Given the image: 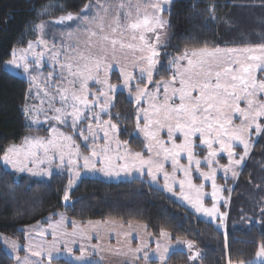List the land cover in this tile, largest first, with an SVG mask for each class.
<instances>
[{"label": "snow or ice", "instance_id": "snow-or-ice-1", "mask_svg": "<svg viewBox=\"0 0 264 264\" xmlns=\"http://www.w3.org/2000/svg\"><path fill=\"white\" fill-rule=\"evenodd\" d=\"M168 3L169 0H143L142 10L139 0L136 4H133L132 0H127V3L125 0H119L113 10V5L97 0L95 6L98 11L90 18L86 12L76 17L71 13L61 15L56 23L74 19L87 21L84 30L88 33V41L83 49L74 45L65 50L62 44L61 49L51 55L53 70L48 73L44 91V95L49 96L51 90L49 108L55 113L48 119L67 126L73 135L51 126L50 135L47 137L25 136L21 145H12L4 149L3 156H0L3 165L11 166L15 172H27L32 176H51L54 165L58 168L67 167L70 175L69 188L73 183L71 179L73 171L80 167L102 172L106 176H118L121 172L131 173L135 170L147 174L153 182L162 175L167 191L175 194L174 188L178 186L183 199L188 200L198 212L214 217L217 208L215 205L212 208L203 206L200 195L204 184L197 186L193 183V172L199 174L198 178L211 181L213 189L211 195L213 200L217 199L220 191L216 185L217 168L222 169L225 175L231 172L235 177L237 175L235 166L240 165L251 150L250 136L253 130L257 135L264 133V44L213 50L204 48L191 52L186 49L183 55L170 61V65L174 67L171 79L156 82L155 92H149L146 87L141 88L140 83L146 80L148 84H153V75L158 74L157 45L160 43L158 30L164 29L169 23L162 15L167 10L165 5ZM91 7L92 5L85 6L86 9ZM37 27L43 31L45 24L41 23ZM146 33L155 36L154 43L150 42ZM126 34H130L129 40L124 39ZM92 38H96L95 42ZM137 40L140 43H134ZM37 43L46 44V41L40 40ZM32 48L30 42L28 49L21 50L19 56L14 49L12 58L7 63L23 68L25 73L34 70L39 72L44 53L31 52ZM118 49L141 53L133 63V68L138 69L139 76L124 68L120 69V74L125 87L129 89L135 87V101L138 106L145 99L149 101L148 108L138 107L136 116L138 132L143 134L146 141L144 151H131L127 147V142H123L121 151L122 142L115 139L118 133L117 125L112 123L111 119H102V114L110 115V105L114 106L109 100V95L114 93L118 86L109 82V72L113 69L109 55L115 59ZM28 52H31L33 57L31 62ZM56 65L59 66L58 73ZM35 80L36 76H31V81ZM57 80L61 83H56ZM134 80L136 83L132 84ZM90 81L102 87L97 92H91ZM57 97L60 107L54 106ZM24 111L27 114L32 109L25 106ZM236 120H239V123H236ZM85 122L86 128L82 127ZM32 123L41 122L33 120ZM101 132L102 137L99 135ZM162 133L167 139L162 137ZM77 135L83 139L86 148L90 147L87 143L89 139L92 140L89 155H82L80 152V146L75 141ZM99 139L104 141L102 146L96 144ZM113 141L115 148L112 147ZM236 146L243 147V155H239L238 158ZM196 149H206L207 155L203 160L199 158ZM222 153L227 155L226 165L219 163L218 157ZM81 159L83 165L80 164ZM182 159H186L187 163H181ZM97 164L100 165L99 168ZM166 164H170L171 172L166 169ZM202 165L206 166L208 171H203ZM177 173H181L182 177L178 178ZM79 175V171H75V176ZM186 189L194 191L196 198L188 195ZM63 199L69 200L67 191ZM64 219L62 216L56 225H51L53 244L47 252L35 251L32 255L41 257V260L47 255L48 264H52V253L60 251L56 241V230L64 223ZM89 224L91 225V222ZM72 226L71 233L65 231L62 235L70 237L85 235L83 230L77 229L75 221H72ZM160 235L167 237L169 234L162 230ZM91 238L88 236V239ZM3 239L13 251L20 248L16 241L7 237ZM75 242L65 241L64 251L71 254L73 249L70 244ZM187 246L191 250L192 242L188 241ZM92 247L96 249L98 245ZM146 247L147 245H141L129 250L140 253ZM77 250L80 255L75 259L85 261L87 255L85 246L81 245ZM168 251L167 247L161 251L157 243L156 252L159 253L161 264H164ZM256 257L261 258L259 264H264V242L259 245ZM191 258L194 260L196 256ZM16 259L19 261V257ZM144 259H148L146 251ZM229 264H232L231 260ZM239 264L255 262L241 260Z\"/></svg>", "mask_w": 264, "mask_h": 264}, {"label": "trees", "instance_id": "trees-1", "mask_svg": "<svg viewBox=\"0 0 264 264\" xmlns=\"http://www.w3.org/2000/svg\"><path fill=\"white\" fill-rule=\"evenodd\" d=\"M89 1L0 0V156L4 149L19 144L26 135L47 136L44 128L25 126L21 108L25 103L27 82L3 71L4 62L10 59L14 48L25 46L35 38L36 24L68 13H79ZM233 4V0H172L168 10L162 13L169 22L167 44L160 50L158 74L154 75V81L169 78L167 63L186 49L213 50L247 45L248 39L240 29L234 25L232 29L228 28L233 22L231 11L246 10ZM111 78L112 82L119 80L114 73ZM112 105L110 115H105L104 120L111 119L118 127V139L127 142L129 149L139 151L141 141L132 135L135 127L132 101L124 92H117ZM257 161L264 166V133L258 135L236 184L241 183L247 189V182L251 183L253 187L243 196H252L256 200L251 207L241 200L234 201L235 211L231 216L229 209L224 233L213 224L196 218L143 179L112 183L83 178L69 193L68 201L80 199L70 209L62 206L69 180L67 174H53L40 180L17 175L0 164V235L24 246L21 228L45 225L63 213L80 224L112 220L143 225L153 237H158L162 230L166 231L171 241H191L201 253L199 264H229V260L232 264H239L241 260L252 262L259 245L264 242V167L253 172L250 169L257 167ZM235 190L236 187L231 199ZM244 215L248 216L250 225L243 224L241 217ZM229 219L231 222L237 219L242 225L229 228ZM19 252L23 253L22 248ZM188 262L187 254L181 251L172 252L166 260V264ZM0 264H13L1 243ZM52 264L70 263L53 260Z\"/></svg>", "mask_w": 264, "mask_h": 264}, {"label": "rangeland", "instance_id": "rangeland-1", "mask_svg": "<svg viewBox=\"0 0 264 264\" xmlns=\"http://www.w3.org/2000/svg\"><path fill=\"white\" fill-rule=\"evenodd\" d=\"M100 2L113 5V10H114L115 5L119 3V0H100ZM137 2L138 0H132L133 4H136ZM139 2H141V7L143 10V0H139ZM171 2L172 0H169V3L165 5L167 10ZM233 2H234L233 6H237V5L243 6L246 8V10L241 11V10L233 9L231 11V14H232L231 19L233 22L228 24V28L232 29L234 25L236 28L240 29L241 32H243L246 38L248 39L246 41H248V43L250 42V44L252 45H249L247 43V45L230 47V48H242L246 46H255L254 44L256 43H257L256 45L264 44V0H233ZM96 3H97V0H90L86 4V5H92L90 9H86L85 8L86 5H85L79 13H75L73 14V16L74 17L82 16L86 12L90 18L91 16L95 15L98 11V9L95 6ZM125 3H127V0H125ZM110 15L111 13L109 14V18H110ZM58 18L59 17L36 24L34 26L35 38L32 40H29L25 46L14 48L16 50L17 56H19L20 51L27 50L29 43L31 42L33 45L31 52H36V53L43 52L44 58L41 61L39 72H36L34 70L31 73H25L23 71V68H17L15 65L8 64L7 63L8 60L4 62L2 68H3V71L7 72L8 74L15 76L17 78H20L27 82L25 103L21 108V113L24 118L25 126L29 128H33V129L44 128L46 129L47 135L48 134L50 135V131H49L50 127L56 126L60 129V131H63L64 133L68 135H73L72 130L68 128L67 126L59 125L56 121H51L48 119L51 116H53L55 113L49 108V102L51 99V90H50L49 96H45L44 91H45L46 83L48 82L46 80L48 73L53 70V62L50 59L51 55L54 52L59 51L61 49L62 44L65 50L69 46H74V45H78L79 49H83L84 45L88 41V33L84 30V24L87 23V21H84L83 19L81 20L74 19L72 21L66 20L63 23H56ZM41 23L45 24V28L43 31H41L37 27V25ZM92 26L94 27L95 25L93 24ZM106 31H108V29H106ZM158 31L160 33V43L157 45V48H158L159 55H160L161 48L167 44V25H165L164 29L158 30ZM146 37L150 40V42H153V43L155 42V36L153 34L146 33ZM129 38H130V34H126L124 37L125 40H129ZM92 39H93V42H95L96 38H92ZM40 40L46 41V44H38L37 42ZM134 43L138 44L140 43V41L137 40V41H134ZM13 50L11 51V54ZM31 52L27 53L30 62L33 59ZM183 53L178 56L183 55ZM140 55L141 53L139 52L133 53L129 49H124V50L118 49L115 59H113L112 56L109 55V62L113 64V69L109 72V82L111 84L118 86L116 90L114 91V93L109 95V100L111 101V104H112L114 95L117 92H124L127 95L128 99L132 101L133 106L135 108V119H134L135 127H134V131L132 135L136 136L141 141L142 146L139 151H144V145L146 141L144 139L143 134L138 132V129L136 126V123H137L136 116H137L138 107L148 108L149 101L145 99L142 102V104L138 106L135 101V97H136L135 87H132L131 89H129L128 87H125L123 77L120 74V69L124 68L128 72H133L138 77L139 71L138 69L133 68V63L136 61V57ZM11 58H12V55H10V59ZM61 59H63V56H61ZM173 59H171L170 61H172ZM158 60H159V57H158ZM170 61L167 63V69H168V73L170 74V76L169 78L162 79V80L171 79L172 72L174 71V67L170 65ZM181 63H185V62L181 61ZM157 67H158V64H157ZM56 72L57 73L59 72L58 65H56ZM113 73L116 74V76L119 78L118 82H112L111 76ZM155 74L156 73H154V75ZM154 75H153V84H148L147 81L145 80L142 83H140V87L141 88L146 87L149 92H155L154 84L162 80L154 81ZM31 76H36V80L31 81ZM56 83H61V81L57 80ZM131 83L135 84L136 81L134 80ZM67 86L68 85L65 83V87ZM101 87H102L101 85L95 84L92 81L89 82V90L91 92H97V90ZM29 89H31V91H29ZM161 94H162V90H161ZM25 106H28L30 109H32V111L26 114L24 111ZM54 106L55 107L61 106L59 103L58 97L54 103ZM111 107L112 106L110 105V108ZM96 110L99 111V108H97ZM105 115L106 114H102L103 120H104ZM33 120H39L41 123L34 124L32 123ZM235 122L239 123V120H236ZM140 123L142 127L143 120H141ZM86 126H87V122H85V124L82 125V127H85V128ZM85 134L87 135V133ZM99 135L102 137L103 133L101 132ZM26 136L31 137V135H26ZM162 137L164 139H167L166 135H164L163 133H162ZM115 139H118V133L116 134ZM257 139H258V135L253 130V133L250 136L251 150L249 152V155L245 157L244 161L240 165L235 166L234 170L237 173L235 177L232 176L231 172H228L227 175H225L222 169L217 168L216 185L220 189L217 195V199L213 200L212 198L211 193L213 189H212L211 181H205L203 178H198L199 174L193 172V183L196 184L197 186L200 184H204V188L202 189V194L200 195V200L203 206L205 208H212L213 205H215L217 208V214L214 217H210L204 214L203 212H198L188 200L183 199V197L180 194L178 186L174 188L175 194L167 191L164 188V179L162 175L158 176L156 182H153L151 177H149L147 174H141L135 170H133L131 173L121 172L120 175L118 176L117 175L106 176L102 172L90 171V170L84 169L83 167H80L73 171V174L71 176V179L73 180L72 186L71 188L68 187L69 185V180H68L67 186L63 193V197L65 194V191H67L69 195V193L77 186L79 181L87 177L94 178V179H100L102 181L112 182V183L128 181V180H131L132 178L143 179L149 186L161 190L168 198L172 199L173 201L181 205L189 213L193 214L196 218L213 224L216 229L224 233L225 228L227 226V217H229V209H230L231 216L233 214V210L235 211L234 201L241 200V202H245L247 204L246 206L251 207L253 201L256 200V199H252V196H243V193L248 191V189L251 190V188L253 187L251 183L247 182L246 185L247 187H249L247 189H245L246 187H242L241 183H239L237 186L236 184L238 181L240 171L242 170V168L245 166V164L249 160L250 154L252 152V149ZM75 141H76V144H78L82 150L86 149V151L90 154V147L92 146L91 139H89V141L87 142L88 145L90 146L89 148H86L84 146L85 142L78 135L75 136ZM19 144L21 145L22 143H19ZM96 144L102 146L104 144L103 139L97 140ZM112 147L115 148L114 141L112 142ZM121 151H123V143L121 144ZM196 151L199 153V158L201 160H203V157L207 155L206 149H196ZM133 152H136V151H133ZM235 152L237 153V158L239 157V155H243V147L236 146ZM145 155L147 154L145 153ZM218 159L221 165H226L228 163L227 155L224 153H222L221 156L218 157ZM257 162L258 164L256 163L257 167L255 169L250 168L252 172L256 171L257 169H260L259 167L261 168L264 167L262 163H259L260 161H257ZM0 163L1 165L3 164L2 161H0ZM181 163L186 164L187 163L186 159H182ZM80 164L83 165L82 159L80 160ZM99 167L100 165H97V168ZM7 168L14 171L11 168V166H7ZM53 168H56V166L54 165ZM166 169L169 172L172 171L170 164H166ZM202 170L208 171V168L202 165ZM75 171H79L80 175L78 177L75 176ZM27 175L31 178L34 177V179L35 178L39 179V176H32L30 173H27ZM67 176L70 179L68 169H67ZM177 176L178 178H181L182 174L177 173ZM235 187H236V190L233 193V198L231 199V194ZM186 192L193 199L196 198V193L194 191H188L186 189ZM62 216L65 218L64 223L60 227H58L56 230V241H57V246L60 248V251L59 253L55 251L52 253L53 260H64V261L69 262L70 264H161L159 260V253L156 252L157 243H159L161 247V251L165 247L169 249V251L166 253V260L172 252L181 251V252L186 253L188 256L189 262L187 264H199V258H200L201 253L199 249L193 243H192L193 247L190 250L187 246L188 241H185V240L171 241V238L169 235L167 237H164L161 235H159L158 237H153L151 233H149L143 225H139V224H122L117 221L108 220V221H99L100 224L98 225L96 224V222L98 221H91V225H90L89 222L85 224H80L75 221L77 229L83 230L85 235L83 237H81L80 235H77L75 237L64 236L62 235V232L66 231V232L71 233L73 231L72 221L74 220L68 218L63 213H59L54 220H49L47 224L45 225L33 224L30 226L21 228V231L23 232L24 246L20 245V248L16 251H13L10 245L5 244L4 239H3V237L5 236L0 235V243L3 249L5 250L6 254L13 260V264H37V262H39V264H48L47 255L43 257V260H41V257L32 255V252L41 251V250H43L45 253L47 252V250L53 244V235H52L53 229L51 225H56L61 220ZM241 220L243 224L245 225L251 224L249 223L248 216L246 215L241 217ZM241 223H239L237 219L234 220L233 222H231V219H229L228 227L232 229L240 228L238 225H242ZM92 225H96V226L92 227ZM97 234L99 235V239H97ZM126 234H129V235H126ZM88 236H91L92 238L88 239ZM9 239L12 240L11 238ZM71 240H75L76 242L74 244H70V247H72L73 252L69 254L68 252L64 251L63 244L65 241H71ZM17 244L19 245V243ZM81 245L85 246V251L87 253V255L85 256V261H77L75 259L76 256L80 255L77 249H79ZM93 245H98V248L93 249L92 247ZM141 245H147V247L144 249V251L140 253H134L133 251L129 250L130 248L135 249ZM21 248L23 250V253L19 252ZM145 251L148 254L147 260L144 259ZM194 255L196 256V259L193 260L191 257ZM137 256L139 257V259H137ZM17 257H19V261H17L16 259ZM260 259L261 258L256 257V253H255V256L252 262H255V264H259ZM166 260L164 264H166Z\"/></svg>", "mask_w": 264, "mask_h": 264}, {"label": "crops", "instance_id": "crops-1", "mask_svg": "<svg viewBox=\"0 0 264 264\" xmlns=\"http://www.w3.org/2000/svg\"><path fill=\"white\" fill-rule=\"evenodd\" d=\"M47 136H49V134L47 135ZM46 136V137H47ZM32 137V136H31ZM23 140V139H22ZM20 143H22V141L20 142ZM18 145V144H17ZM20 145V144H19ZM9 147V146H8ZM7 147V148H8ZM80 150V152L82 153V155H89V153L86 151V149H79ZM82 150V151H81ZM1 164V163H0ZM97 165H99V164H97ZM5 170H7V171H10V172H12V173H15V174H17V175H23V176H27V177H29L28 175H27V172H24V173H20V172H15V171H12L11 169H8L7 167H5L3 164L1 165ZM58 173H65V174H67V167H64V168H52V175L53 174H58ZM48 177H50V176H39V179L40 180H46V178H48ZM32 178H34V177H32ZM88 178V177H87ZM36 179V178H35Z\"/></svg>", "mask_w": 264, "mask_h": 264}, {"label": "water", "instance_id": "water-1", "mask_svg": "<svg viewBox=\"0 0 264 264\" xmlns=\"http://www.w3.org/2000/svg\"><path fill=\"white\" fill-rule=\"evenodd\" d=\"M80 199L78 198V199H75V200H71V201H65V202H63L62 203V206L63 207H68V208H72V206L77 202V201H79Z\"/></svg>", "mask_w": 264, "mask_h": 264}]
</instances>
